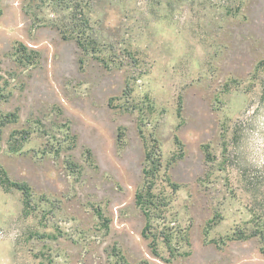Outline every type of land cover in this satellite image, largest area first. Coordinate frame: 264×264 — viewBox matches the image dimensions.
Segmentation results:
<instances>
[{"label": "rangeland", "instance_id": "rangeland-1", "mask_svg": "<svg viewBox=\"0 0 264 264\" xmlns=\"http://www.w3.org/2000/svg\"><path fill=\"white\" fill-rule=\"evenodd\" d=\"M0 21V264H264V0Z\"/></svg>", "mask_w": 264, "mask_h": 264}, {"label": "trees", "instance_id": "trees-1", "mask_svg": "<svg viewBox=\"0 0 264 264\" xmlns=\"http://www.w3.org/2000/svg\"><path fill=\"white\" fill-rule=\"evenodd\" d=\"M263 96H264V86H263ZM0 184L6 189H19L26 197L30 196V186L27 183H21L18 181H13L7 175L5 169L0 165Z\"/></svg>", "mask_w": 264, "mask_h": 264}, {"label": "flooded vegetation", "instance_id": "flooded-vegetation-1", "mask_svg": "<svg viewBox=\"0 0 264 264\" xmlns=\"http://www.w3.org/2000/svg\"><path fill=\"white\" fill-rule=\"evenodd\" d=\"M19 32V31H18ZM17 32V33H18ZM19 34V33H18ZM21 41H22V43H24L25 45H28V46H30L32 49H35V50H38L39 48H40V45L39 44H34V43H32V42H27L26 40H22L21 39ZM51 65V64H50ZM50 74L52 73V69H50ZM102 131H104V130H102ZM115 166H116V168H117V172L120 170L121 171V169H120V164L119 163H115ZM125 168V167H124ZM125 170L127 171V173H128V171L129 170H127L126 168H125ZM119 174V173H118ZM130 188L132 189V186L130 185ZM131 195H134V197L136 198L137 197V195H138V193L136 192V190L134 189V191H133V194H131ZM115 213H117L116 214V217L118 218V210H117V208L115 209Z\"/></svg>", "mask_w": 264, "mask_h": 264}, {"label": "water", "instance_id": "water-1", "mask_svg": "<svg viewBox=\"0 0 264 264\" xmlns=\"http://www.w3.org/2000/svg\"><path fill=\"white\" fill-rule=\"evenodd\" d=\"M17 4H19V1L17 2ZM4 29H5V25L2 21H0V30H4ZM16 29H17V27L12 26V27H8L7 31H8V33L12 34V33L16 32Z\"/></svg>", "mask_w": 264, "mask_h": 264}]
</instances>
